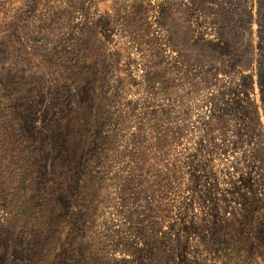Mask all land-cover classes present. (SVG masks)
Instances as JSON below:
<instances>
[{
  "label": "rangeland",
  "instance_id": "rangeland-1",
  "mask_svg": "<svg viewBox=\"0 0 264 264\" xmlns=\"http://www.w3.org/2000/svg\"><path fill=\"white\" fill-rule=\"evenodd\" d=\"M0 264H264V0H0Z\"/></svg>",
  "mask_w": 264,
  "mask_h": 264
},
{
  "label": "trees",
  "instance_id": "trees-1",
  "mask_svg": "<svg viewBox=\"0 0 264 264\" xmlns=\"http://www.w3.org/2000/svg\"><path fill=\"white\" fill-rule=\"evenodd\" d=\"M75 66V65H74ZM80 68L78 67V70H79ZM82 75V74H81ZM148 82L151 84L152 83V80H148ZM86 93H84V99H83V97L82 96H80L79 97V99H80V104L82 105V106H84L85 104L87 105V104H89L90 102H89V100L87 101V99H85L86 97L85 96H87V95H85ZM88 99L90 98V97H87ZM97 97L95 96L94 97V100L96 99ZM93 99H90V101H94Z\"/></svg>",
  "mask_w": 264,
  "mask_h": 264
}]
</instances>
